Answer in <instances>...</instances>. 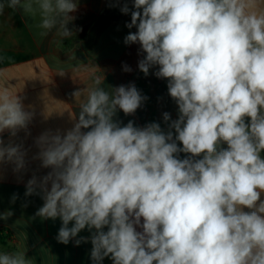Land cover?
<instances>
[{
	"label": "clouds",
	"instance_id": "9594fccd",
	"mask_svg": "<svg viewBox=\"0 0 264 264\" xmlns=\"http://www.w3.org/2000/svg\"><path fill=\"white\" fill-rule=\"evenodd\" d=\"M6 7L39 17L40 36L73 35L77 0H0V15ZM133 9L126 0L120 9L131 13L126 27L137 29L124 43H139L146 76L159 66L155 75L168 81L178 118L167 132L157 122L121 126L117 111L134 114L147 97L134 83L106 90L97 77L73 127L37 138L33 159L51 170L34 174L25 196L43 199L36 216L62 221L58 242L87 228L91 236L75 244L90 239L95 264L109 256L113 264H264V7L133 0ZM31 119L16 94L0 89V165L17 173L27 151L2 134L16 136ZM0 264L32 261L24 251H0Z\"/></svg>",
	"mask_w": 264,
	"mask_h": 264
},
{
	"label": "crops",
	"instance_id": "0c3cea01",
	"mask_svg": "<svg viewBox=\"0 0 264 264\" xmlns=\"http://www.w3.org/2000/svg\"><path fill=\"white\" fill-rule=\"evenodd\" d=\"M124 2L77 0L78 10L71 14L75 19L68 25L73 35L67 38L57 36L55 29L40 36L41 30L34 26L39 17L34 21L19 10L6 7L0 15V89L7 88L16 94L24 110L32 113L26 129L19 130L14 137L7 130L2 134L5 144L11 141L23 145L27 163L20 173L14 172L10 163L0 165V214L12 212L11 217L0 219V251H24L32 264H95L90 239L79 246L75 244L76 239L90 237L91 232L85 228L67 245L58 242L62 221L36 216L44 201L40 195L25 196V192L27 181L34 174L41 177L51 170L42 168L39 159H33L39 152L37 138L57 130L63 135L73 127L80 104L95 86L97 77L106 90L134 83L141 95L147 97L134 114L117 111L114 119L121 126L129 121L138 127L157 122L167 132L171 121L178 118V105L168 94V81L155 75L159 66H153L146 76L138 68L144 57L139 43H124L129 32L137 31L136 27H126L131 13L121 12ZM126 2L134 10L133 0ZM260 4L264 7V0ZM124 65L131 71H124ZM77 91L80 95L76 97ZM165 112L171 117L167 123L163 120ZM221 147L227 145L222 143ZM190 155L186 154V158ZM200 158L202 155L193 159ZM14 195L17 198L13 202ZM137 231L142 228L137 226ZM99 264L113 261L109 256Z\"/></svg>",
	"mask_w": 264,
	"mask_h": 264
},
{
	"label": "trees",
	"instance_id": "16d2710c",
	"mask_svg": "<svg viewBox=\"0 0 264 264\" xmlns=\"http://www.w3.org/2000/svg\"><path fill=\"white\" fill-rule=\"evenodd\" d=\"M179 158H181V159L186 158V154H185V153H180V154H179Z\"/></svg>",
	"mask_w": 264,
	"mask_h": 264
}]
</instances>
